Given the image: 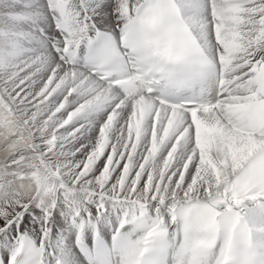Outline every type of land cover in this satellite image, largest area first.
<instances>
[{"label":"snow or ice","instance_id":"snow-or-ice-1","mask_svg":"<svg viewBox=\"0 0 264 264\" xmlns=\"http://www.w3.org/2000/svg\"><path fill=\"white\" fill-rule=\"evenodd\" d=\"M0 264H264V0H0Z\"/></svg>","mask_w":264,"mask_h":264}]
</instances>
